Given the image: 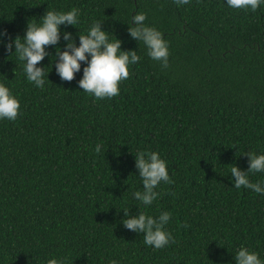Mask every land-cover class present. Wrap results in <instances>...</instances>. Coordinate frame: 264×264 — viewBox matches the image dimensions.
Returning a JSON list of instances; mask_svg holds the SVG:
<instances>
[{
	"label": "trees",
	"instance_id": "16d2710c",
	"mask_svg": "<svg viewBox=\"0 0 264 264\" xmlns=\"http://www.w3.org/2000/svg\"><path fill=\"white\" fill-rule=\"evenodd\" d=\"M73 7L80 23L66 30L77 45L76 34L100 20L121 50H136L141 60L119 95L97 99L77 86L82 71L62 81L54 63L50 70L54 57L39 62L49 81L35 87L0 44V82L21 113L0 120V264H46L53 256L64 264H235L242 245L264 258V195L236 189L230 178L232 164L247 170L244 153H264V5L0 0V32L8 41L23 37L28 21ZM136 12L168 42L166 67L129 35ZM47 51L55 55L53 46ZM140 150L159 152L172 180L158 185L150 206L131 196L141 190ZM249 179L264 181V172ZM127 207L130 215L170 212L173 240L161 249L145 245L142 233L121 223Z\"/></svg>",
	"mask_w": 264,
	"mask_h": 264
},
{
	"label": "clouds",
	"instance_id": "9594fccd",
	"mask_svg": "<svg viewBox=\"0 0 264 264\" xmlns=\"http://www.w3.org/2000/svg\"><path fill=\"white\" fill-rule=\"evenodd\" d=\"M188 3L189 0H177L178 5ZM224 3L232 9L256 11L264 5V0H224ZM146 18L144 12L132 14L129 21L131 26L128 25L127 31L135 41L143 43L149 58L161 62L166 67L169 57L168 42L160 30L144 23ZM102 22L94 21L85 29L84 34H76L79 41L77 45L73 33L66 29L80 23L79 9H52L45 11L38 22L28 21L23 37L16 36L8 41L4 39L6 33L0 32V44H3L10 54L15 53L17 60L22 64L25 78L37 88H43L46 80L49 81L47 75L54 63L55 71L62 81H72L75 74L82 71L81 78L77 80L81 91L97 99L112 98L119 95L120 83L130 76L129 67L140 61L141 57L137 55L136 50H121V40L112 33L110 39L109 31L101 27ZM61 25L65 30H61ZM61 39L65 42L63 50L59 46ZM50 45L54 47L55 55H50L47 51ZM46 56L49 61L50 57H54L48 64V71L45 70L47 65L39 64ZM20 114L19 99L7 84L0 82V120L15 121ZM96 150L100 151L101 146L97 145ZM244 154L248 158L247 170H241L234 164L230 169V178H234L233 187L251 189L264 195V181L252 182L249 179L250 173L264 172V153ZM134 157L137 176L141 180V190L133 191L131 196L139 204L150 206L160 195L156 190L158 185L161 182L172 183L167 161L159 152L149 150L137 151ZM120 210L124 213L121 221L123 226L137 234L142 233L145 245L161 249L173 240L171 233L165 228L171 218L170 212L162 211L154 217L140 210L137 214L130 215L129 207ZM233 260L235 264H264V258H261L258 252L243 245L235 252ZM46 264H64V260L53 256ZM110 264L118 262L112 260Z\"/></svg>",
	"mask_w": 264,
	"mask_h": 264
}]
</instances>
